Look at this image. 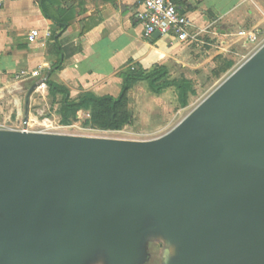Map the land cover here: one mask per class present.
Here are the masks:
<instances>
[{"label": "water", "instance_id": "obj_1", "mask_svg": "<svg viewBox=\"0 0 264 264\" xmlns=\"http://www.w3.org/2000/svg\"><path fill=\"white\" fill-rule=\"evenodd\" d=\"M150 232L171 264H264V46L159 139L0 130V264H141Z\"/></svg>", "mask_w": 264, "mask_h": 264}, {"label": "crops", "instance_id": "obj_2", "mask_svg": "<svg viewBox=\"0 0 264 264\" xmlns=\"http://www.w3.org/2000/svg\"><path fill=\"white\" fill-rule=\"evenodd\" d=\"M0 2V100L13 95L18 111L25 88L28 95L35 84L46 82L31 95L29 124L31 108L33 112L42 104L56 109L62 121L63 96L51 94L48 82L67 89L72 101L88 94L116 98L124 76L157 67L167 68L172 81L187 79L195 85L194 79L216 68L219 56L234 61L233 55L239 54L233 50L254 46L250 36L264 30V0H198L183 5L194 25L206 30L207 45L200 46L171 36L146 39L137 19V0ZM33 32L39 36L30 41ZM141 85L151 92L147 82L137 83L129 95L130 108L132 94ZM12 115L0 117V124L13 120Z\"/></svg>", "mask_w": 264, "mask_h": 264}, {"label": "rangeland", "instance_id": "obj_3", "mask_svg": "<svg viewBox=\"0 0 264 264\" xmlns=\"http://www.w3.org/2000/svg\"><path fill=\"white\" fill-rule=\"evenodd\" d=\"M259 40L264 44V30L259 33ZM263 47V46H261ZM260 46H250L249 49L236 48L233 55L234 66L227 73L215 74L208 71L194 79L197 95L191 96L187 108H181L178 95L173 89L164 92L161 96L151 94L146 85H141L132 94L131 109L135 120L133 126L125 127L118 132H101L93 129L89 124L90 112L80 111L70 126L59 123L58 111L47 105H37L33 112L31 108V121L25 127V101L28 87L21 95V106L15 110V99L13 95L0 100V117L13 113V120L3 121L0 130H13L28 132H50V134L93 137L125 141H152L162 138L177 128L190 114H192L212 92L217 90L232 74L242 67L260 49ZM239 49V50H238ZM223 65H219L217 72ZM215 70V69H214ZM219 70V71H218ZM58 108V107H57ZM14 109V111H13ZM61 118V116H60ZM20 119V121H17ZM62 119V118H61ZM51 121V122H49ZM106 253L98 252L90 264H106ZM178 254V247L169 242L160 232H150L143 245V260L141 264H171Z\"/></svg>", "mask_w": 264, "mask_h": 264}, {"label": "trees", "instance_id": "obj_4", "mask_svg": "<svg viewBox=\"0 0 264 264\" xmlns=\"http://www.w3.org/2000/svg\"><path fill=\"white\" fill-rule=\"evenodd\" d=\"M46 1V0H44ZM47 17L48 12L43 5ZM223 65L221 70L217 72L218 66ZM234 66V62L219 56L216 59V68L213 70L215 74L227 73ZM139 82H147L152 94L156 96L162 95L167 89L175 88L178 95V102L181 108H187L191 96L197 95V90L192 81L187 79L170 80L169 72L165 67H157L151 72L143 70L133 71L131 74L124 76V85L121 94L118 97L112 96H95L85 95L78 101H72L69 91L65 88L55 86L48 82L51 94H59L63 96L61 108V124L70 126L73 118L82 110L90 112V126L103 132H118L125 127L133 126L134 114L130 108V92Z\"/></svg>", "mask_w": 264, "mask_h": 264}, {"label": "built area", "instance_id": "obj_5", "mask_svg": "<svg viewBox=\"0 0 264 264\" xmlns=\"http://www.w3.org/2000/svg\"><path fill=\"white\" fill-rule=\"evenodd\" d=\"M40 1V0H38ZM198 0H137L139 10L137 19L144 28L146 39H152L154 34L171 36L187 45H207L204 36L206 30L196 27L193 21L182 11V6L192 5ZM0 2V8L2 7ZM38 32H33L30 41L38 38ZM259 34L254 33L249 41L253 45L264 46L259 40ZM262 48V47H261ZM37 76V74H35ZM39 88H45L46 82L42 81ZM50 134V132H41Z\"/></svg>", "mask_w": 264, "mask_h": 264}]
</instances>
